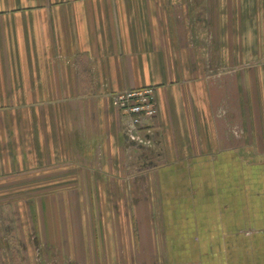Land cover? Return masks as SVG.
Returning a JSON list of instances; mask_svg holds the SVG:
<instances>
[{"label": "crops", "instance_id": "crops-1", "mask_svg": "<svg viewBox=\"0 0 264 264\" xmlns=\"http://www.w3.org/2000/svg\"><path fill=\"white\" fill-rule=\"evenodd\" d=\"M0 264H264V0H0Z\"/></svg>", "mask_w": 264, "mask_h": 264}, {"label": "built area", "instance_id": "built-area-1", "mask_svg": "<svg viewBox=\"0 0 264 264\" xmlns=\"http://www.w3.org/2000/svg\"><path fill=\"white\" fill-rule=\"evenodd\" d=\"M114 103L128 123L129 141L138 145L148 144L141 134L151 127L158 114L154 89L148 87L120 92L114 95Z\"/></svg>", "mask_w": 264, "mask_h": 264}]
</instances>
